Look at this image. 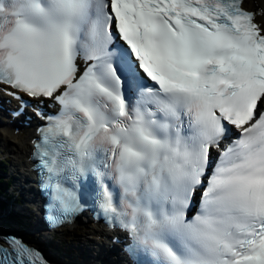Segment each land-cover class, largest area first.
I'll return each instance as SVG.
<instances>
[{
	"label": "snow or ice",
	"instance_id": "1",
	"mask_svg": "<svg viewBox=\"0 0 264 264\" xmlns=\"http://www.w3.org/2000/svg\"><path fill=\"white\" fill-rule=\"evenodd\" d=\"M257 15L244 0H0V91L45 121L48 222L90 200L136 264H264ZM0 240V264H49Z\"/></svg>",
	"mask_w": 264,
	"mask_h": 264
},
{
	"label": "rangeland",
	"instance_id": "2",
	"mask_svg": "<svg viewBox=\"0 0 264 264\" xmlns=\"http://www.w3.org/2000/svg\"><path fill=\"white\" fill-rule=\"evenodd\" d=\"M0 131H1V129H0ZM10 151H11L10 147L8 145H6V143H4V141L2 140V134L0 133V157H5L8 160L7 164H8L9 171H8L7 176L11 175L10 177H12L14 179L13 186L18 187V185H16V180H17L16 174H17V172L15 170V165L17 164L16 163V156L13 155ZM17 165H19V164H17ZM21 184L22 183H20V185ZM20 205L22 206L23 204H20ZM19 218H21V217L19 216ZM82 225L85 226V229L81 228ZM88 227L89 226L85 223H79L77 226L69 228L68 230H70L71 233H70L68 240L65 242V245L68 244L72 247H76L78 244H80V245L86 247V242H87L86 236H87V234L84 235V233L88 231ZM23 228H26V225ZM27 230H30V228ZM34 237H35V239L36 238L37 239H43L45 237V235L35 234ZM63 238L64 237H62V236H58L54 240L58 241L59 239H63ZM82 246H80V247H82ZM74 253L77 255L78 249L74 248ZM59 254H61V253H59ZM80 260H82V259H80ZM69 263H71V264L74 263V260L72 259Z\"/></svg>",
	"mask_w": 264,
	"mask_h": 264
},
{
	"label": "bare ground",
	"instance_id": "3",
	"mask_svg": "<svg viewBox=\"0 0 264 264\" xmlns=\"http://www.w3.org/2000/svg\"><path fill=\"white\" fill-rule=\"evenodd\" d=\"M250 2H253V0H249ZM262 4H264V0H259ZM250 2L248 3V6L250 5ZM5 126L2 125V128H4ZM28 134V128H26V130L24 131L23 134H20L18 136H15L13 134H11L10 132L8 134L5 135V137L3 138V140L9 144L11 146V153L13 155L16 156V163L20 165L21 161L19 160V158L27 156L26 152H28L30 150V145L27 142V138L26 135ZM25 160V159H24ZM23 160V161H24ZM23 161H22V165H23ZM30 175V173L26 172V169H24L21 172V183H25L27 182V176ZM81 221L77 220L75 224H79ZM95 230V229H99V226H92L88 228V231L84 233V235H88L86 236V239H90L91 241H93V237H98V234H102L101 231L97 230V231H91ZM3 242L0 240V244H2ZM106 260V259H105ZM105 260H100L99 262H103Z\"/></svg>",
	"mask_w": 264,
	"mask_h": 264
},
{
	"label": "trees",
	"instance_id": "4",
	"mask_svg": "<svg viewBox=\"0 0 264 264\" xmlns=\"http://www.w3.org/2000/svg\"><path fill=\"white\" fill-rule=\"evenodd\" d=\"M5 160H2L0 162V170L5 171L4 166ZM11 184V178L8 177H2L0 176V194L4 195L6 199L13 198L15 196V192L10 193L7 190L4 189L6 185ZM14 202L20 201V196L17 194L16 198H13ZM6 206V202L0 198V222L7 227H24L26 225V222L22 220V218H19L15 212H9V213H3Z\"/></svg>",
	"mask_w": 264,
	"mask_h": 264
}]
</instances>
